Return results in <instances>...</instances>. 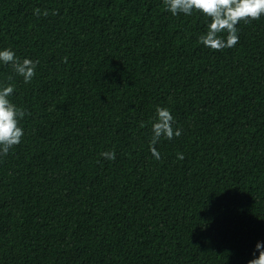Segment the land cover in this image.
Masks as SVG:
<instances>
[{
	"label": "trees",
	"instance_id": "16d2710c",
	"mask_svg": "<svg viewBox=\"0 0 264 264\" xmlns=\"http://www.w3.org/2000/svg\"><path fill=\"white\" fill-rule=\"evenodd\" d=\"M209 23L163 0H0V51L39 61L27 84L0 62V88L14 85L26 112L21 142L0 157V264L259 256L264 15L218 51L199 42ZM158 106L182 130L157 142L159 160Z\"/></svg>",
	"mask_w": 264,
	"mask_h": 264
},
{
	"label": "clouds",
	"instance_id": "9594fccd",
	"mask_svg": "<svg viewBox=\"0 0 264 264\" xmlns=\"http://www.w3.org/2000/svg\"><path fill=\"white\" fill-rule=\"evenodd\" d=\"M166 9L173 15L183 13L192 15L194 11L200 12L210 19L207 32L199 37V42L212 50H223L235 47L239 41L237 25L244 21L248 23L259 20L264 15V0H163ZM34 15L48 16V11L41 13L39 8L34 9ZM57 12L53 11L52 15ZM226 33V39L220 34ZM67 62V57H64ZM0 62L10 65L16 75L23 78L24 82L30 83L36 74L38 60L29 58L20 60L11 49L0 51ZM11 79V77H9ZM14 92V85L0 88V157L7 156L9 151L21 142L24 130L20 126V120L26 112L12 103L9 97ZM174 117L170 110L165 107L156 108V120L152 125V137L150 150L155 159L161 158L155 145L165 138L172 140L181 135V129L173 128ZM107 160H115V153L105 151L100 154ZM177 159L183 160L184 154L177 153ZM256 250L259 256L248 261V264H264V242H257Z\"/></svg>",
	"mask_w": 264,
	"mask_h": 264
}]
</instances>
